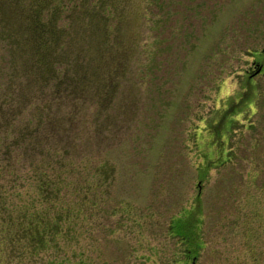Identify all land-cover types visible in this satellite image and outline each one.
Here are the masks:
<instances>
[{"label": "rangeland", "instance_id": "374dc122", "mask_svg": "<svg viewBox=\"0 0 264 264\" xmlns=\"http://www.w3.org/2000/svg\"><path fill=\"white\" fill-rule=\"evenodd\" d=\"M8 1H0V98L12 56L22 61L36 46L79 54L60 71L69 81L79 75L81 97H38L31 82L17 92L22 132L40 121L51 138L42 134L38 147L64 155L51 200L64 211L41 251L26 234L2 241L0 222V264H264V76L242 93L250 54L264 46V0ZM19 31L29 39L14 45ZM122 37L116 46L127 42L130 60L103 90V69L79 57L102 61ZM43 152L20 160L15 226L28 234L26 219L48 205L31 180L30 162Z\"/></svg>", "mask_w": 264, "mask_h": 264}, {"label": "trees", "instance_id": "16d2710c", "mask_svg": "<svg viewBox=\"0 0 264 264\" xmlns=\"http://www.w3.org/2000/svg\"><path fill=\"white\" fill-rule=\"evenodd\" d=\"M0 1L3 2L5 0ZM32 1L34 5H36L35 3H38L39 6L40 4H43L42 0ZM8 2L11 3L13 1L9 0ZM15 17L17 16H14L13 25L21 23L22 29L25 28L26 26L24 24V20H19ZM4 24L6 25L2 27L6 29V31L11 30L10 27L13 26L11 20L4 22ZM29 24L31 23L26 21V25ZM22 29L20 31H22ZM22 33L13 37L14 45L20 44L19 40L21 35L23 42L28 41L30 36L28 32L24 31ZM122 39L114 38V42L111 41L110 44L108 43L114 48L108 47L105 49L108 51L103 52L102 61L101 59L98 60L96 58L97 56L91 53L81 52L79 57L81 58L87 56L89 60L88 63L85 64H90L91 66L94 65L95 69H103L101 72L103 90H108L110 87L112 89L114 88L113 86H115V82H118L119 80L117 78L120 77V74H118V68L125 67L130 60V52L127 42H125L126 46L124 48L116 46L117 41H119L120 45L123 44L124 37H122ZM49 44L53 45V42H49ZM23 45H25V43ZM12 53H14V51ZM25 54L27 57L22 61L16 58V54H12V60L10 59V61L13 62L12 69L14 70H9L6 80V84L10 83V86L7 88L6 85L4 90L1 92L0 98V222L3 225L2 237H4V239H2V241H18V243H22L24 239L23 234H26L28 240H36L29 241L28 244H30V247H36L35 250L41 251L48 249V245L45 243L46 241H42V238H45L46 236L54 237L62 230L58 217L63 213H58L57 210L60 209L53 210L55 202H51V200H55L56 196L63 187V185H61L62 180L59 179L60 181H56L57 177H53L52 173L55 170L54 166L58 164L62 167L64 165V155L59 154L56 149L48 146L49 149L52 150L49 152L47 147H43L45 142L38 147L39 143L42 142L40 141L43 138V136H41L42 134L45 135L44 140L51 138L48 136L51 132L43 130L41 124H38L40 121H34L31 129H28L27 132H22L23 124L19 122V117L21 115L20 111H22V103L19 100L20 97L17 96V92H19L24 84L31 82L32 84H35L34 92L38 97L44 94H49L50 96L55 95L57 97L58 94H62L75 100L79 99L81 96L75 94L79 75L72 72L70 79H75L76 81H69L66 79V71H60L62 66L72 63L74 60L73 56H78L79 54H74L73 56L71 55L70 58L68 55L64 56V54L53 52L50 47L43 48L42 46H36L35 50L30 49V51L24 52L19 56H23ZM79 58H77L78 61H80ZM104 59H106V62L103 63ZM59 72H64L61 74L62 79L60 81H58ZM60 84L64 86L63 89L59 88ZM42 87H49L48 89H50V91H44L45 88L42 89ZM69 87L73 88L70 90L68 89ZM34 92L33 95L35 97ZM2 103H4L6 107H2ZM2 112L3 114H1ZM26 129L27 127L25 130ZM57 140L60 141L61 139H56V141ZM43 150V154L37 161L30 162V167L32 169L31 180L36 182V189L39 192V197H42L43 203H47L48 205L46 206L47 208L39 210L36 214L32 212V216L26 219L25 228L29 230L28 234L23 232L21 228L15 226L20 225V222L23 220L22 213L20 212V203L18 201L20 200L18 197H20V192L24 184L21 172L22 163H20V160L24 153L33 155L38 151L42 152ZM51 204H53V206ZM33 208L34 204L30 202V209H32V211L34 210ZM60 211H64V209ZM26 213L28 212L26 211ZM23 215L25 216V212H23ZM52 217H54V221L52 220ZM260 241H264L263 224L260 225ZM49 242H54V248L61 246V243L57 241ZM18 243H14V245L16 247H21ZM55 243L58 244V247H56L57 245H55ZM261 255L263 256L264 252L260 247V258Z\"/></svg>", "mask_w": 264, "mask_h": 264}, {"label": "flooded vegetation", "instance_id": "af4514ba", "mask_svg": "<svg viewBox=\"0 0 264 264\" xmlns=\"http://www.w3.org/2000/svg\"><path fill=\"white\" fill-rule=\"evenodd\" d=\"M250 58L249 66L245 69V90L242 92H245V95L248 93L246 88L248 89L250 80L257 75L264 76V46L258 51L251 52ZM240 99L242 101V97Z\"/></svg>", "mask_w": 264, "mask_h": 264}]
</instances>
